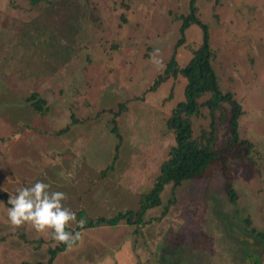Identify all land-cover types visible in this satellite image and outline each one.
<instances>
[{
    "label": "rangeland",
    "instance_id": "rangeland-1",
    "mask_svg": "<svg viewBox=\"0 0 264 264\" xmlns=\"http://www.w3.org/2000/svg\"><path fill=\"white\" fill-rule=\"evenodd\" d=\"M190 1L0 0V122L16 125L26 116V123L33 120L40 134L20 130L22 138L10 154H26L34 167L42 164L29 180H50L55 191L67 194L64 206L82 210L84 221L136 212L169 159L174 140L166 122L185 100L186 79L178 73L148 90L173 56L181 70L201 45V26L182 30ZM195 7L216 55L213 68L221 90L231 93L243 109L238 133L245 144H230V106L212 111L213 122L207 107L195 116L182 113L192 139L200 145L212 134L211 145L222 154L206 177L166 186L161 205L144 215L147 224L129 225L130 243L138 264H161L159 258L165 259L167 251L173 255L169 264H264V242L248 234L244 225L248 219L249 229L264 233V0H196ZM31 93L46 100L47 115L38 118L18 105ZM63 101L67 105L57 112ZM203 102L198 100L199 105ZM71 114L87 120L56 136ZM50 150L64 155H58L56 168L41 155ZM75 154L85 158L79 165L74 164L79 158ZM103 162L104 169L113 164L112 170L106 180L90 184L83 197L77 180L91 179ZM229 177L237 194L235 205L224 190ZM7 178L14 184L15 176ZM4 227L0 223V235L6 233ZM18 228L14 238H0V251L18 242L37 254L2 259L8 264H45L49 245L32 239L24 225ZM117 239L105 233L104 241Z\"/></svg>",
    "mask_w": 264,
    "mask_h": 264
},
{
    "label": "trees",
    "instance_id": "trees-1",
    "mask_svg": "<svg viewBox=\"0 0 264 264\" xmlns=\"http://www.w3.org/2000/svg\"><path fill=\"white\" fill-rule=\"evenodd\" d=\"M38 0H35L37 3ZM195 1H190V13L182 17V30L189 28L191 25H199L203 31V37L201 45H199L192 53V56L187 61L184 68L181 70L176 68L175 57L173 56L171 60L165 64L163 73L159 75L154 84L149 88V92L154 91L162 82H165L170 76H176L181 73L186 79V85L184 88L185 100L179 102L177 106L172 110L171 116L167 119L166 126L169 131L173 134L174 147L171 148L169 152V159L163 163L161 167V172L156 178L150 191L141 197L138 210L136 212H126L123 214H118L115 218L105 220L98 219L85 221L83 227L94 228L100 225L116 226L118 224H126L130 226H141L147 224L144 220V215L151 209L159 207L161 205L160 195L164 191V188L168 185H172L173 188L181 186L184 182L198 180L206 177L208 169H210L216 162L215 160L220 158L221 152L215 150L212 144V134L202 142L200 145L198 142L192 139L191 127L186 119L181 117L182 113H186V117L189 115L195 116L198 114L200 107H207L211 113V119L213 122L212 111L222 109V106H230L231 111L228 115V123L230 127V144L234 143L237 145L245 144L242 141L238 133V121L243 115V109L233 95L229 92H222L220 87V78L218 77L215 69L213 68V62L216 59V55L211 51L209 45V35L205 25L200 21L198 17V10L195 7ZM175 55V53H174ZM204 99V102L199 105L198 100ZM26 103L30 105L33 110L41 115H47L50 109L47 108V102L45 99L40 97L37 93H31L26 99ZM68 102L63 101L58 104L57 112L64 109ZM225 118V116H224ZM87 119H79L75 114L68 116V124L61 127L55 133L56 136H61L63 134L69 133L73 126H79L84 124ZM115 127V124L113 123ZM112 133L116 134V129H111ZM54 135V136H55ZM120 140V136H116ZM117 154V147L115 149V156ZM113 164H110L106 169L101 172L100 177H105L108 171H111ZM99 177V178H100ZM88 186V190H89ZM225 193L227 195L228 201L231 205L236 204L237 194L233 186V182L228 178L224 187ZM7 201L8 197L4 193H0V200ZM76 221L70 222L69 224L76 226L77 222L80 221L83 215V211H75ZM245 229L247 233L260 238L264 242V233L259 232L254 228H250V221L248 219L244 220ZM75 231L70 228L65 230L68 232L76 233L80 230L79 227H75ZM22 239L25 236L21 235ZM46 240V236H40L41 241L49 245L48 254L49 259L45 264H51L53 258L56 254L63 251L68 245L64 243H55L52 239ZM38 239V240H39ZM3 240V239H1ZM27 241V240H25ZM33 240H28L32 242ZM41 241H39L41 243ZM172 255L171 251H167V256L165 259H160V263L169 264L170 260L168 257ZM173 256V255H172ZM22 264H27L22 263ZM43 264V263H36ZM177 264V263H175Z\"/></svg>",
    "mask_w": 264,
    "mask_h": 264
},
{
    "label": "crops",
    "instance_id": "crops-1",
    "mask_svg": "<svg viewBox=\"0 0 264 264\" xmlns=\"http://www.w3.org/2000/svg\"><path fill=\"white\" fill-rule=\"evenodd\" d=\"M4 105H7V103L3 104V107H5ZM18 105L20 107H24V109H27L28 111H31L34 113L32 115H36V117H38L39 114L36 113L33 108L26 103V100L24 102H19ZM26 119L27 117L23 116V119L19 123H16V125L9 122H5L4 124H2L3 121L0 122V124H2L0 126V179H2L0 188L6 189V191H3L2 193L6 194L7 197L8 193L15 192L17 187L33 185L34 183L32 180H29V177L33 174H39V171L42 168V164L38 163V167H34L32 158H28L26 154H16V157H14L13 154H10L17 140L22 138L20 130L27 129L26 131L28 132H26V134L29 132H35L39 134V129H36L33 123L34 121L32 120L31 125L29 121L26 123ZM52 133H50V137H52ZM41 155L45 158L49 165L54 168L59 166V161L57 159L58 155L64 156L58 151L57 153H54L52 150H50L48 154L43 153ZM65 157H68V155H65ZM75 157H79L74 162L75 165H79L80 161H84L85 159L82 154H75ZM21 165L29 167V170H22ZM106 165V162L97 165V171L92 175L91 179L87 177H81L77 180V185L82 186L83 197L88 192V186L90 184H97L100 179L106 180L105 177H100L101 172L104 170ZM7 175L15 176L13 180L14 184L7 178ZM49 181L47 182L51 188L49 191H55L53 184H51ZM72 185L74 188L73 183ZM85 186L86 188H84ZM79 190L80 189L75 190L74 188V193L78 192ZM103 191H106V189H103ZM80 198L82 197L80 196ZM0 202V223H3L5 226L4 228L6 229V233L0 235V238L7 241L9 238H14L15 236L13 234L16 231L20 232L21 229L11 226L10 222L8 221L7 209L10 207V205L7 204V201L2 199ZM25 227L31 230V235L35 236L32 237V239L37 240L38 238H41L40 236L43 237L48 235L47 233L37 232L30 224H25L24 228ZM75 227L80 228V230L77 232L81 233V238L75 244H73L72 247H67L63 251L56 254L51 264H138L137 256L133 252V247L130 243L132 242L131 233L127 231L128 227H130L129 225H100L94 228H81L77 223ZM70 229L72 230V228ZM75 229L76 228H74L72 231H75ZM105 233L112 236H117L118 239L115 241V243L106 242L104 241ZM85 236L88 237V248L83 247L84 244L82 241L83 237ZM86 250L88 252H86ZM28 252L32 251L28 250L25 245L18 244V242L13 243V245L9 247L5 246L0 251V264H8L7 259H2V255H16V259L21 260L22 258L26 257L25 255L29 254ZM36 254L37 252L34 251L31 255L35 256ZM158 262L160 263V258Z\"/></svg>",
    "mask_w": 264,
    "mask_h": 264
},
{
    "label": "clouds",
    "instance_id": "clouds-1",
    "mask_svg": "<svg viewBox=\"0 0 264 264\" xmlns=\"http://www.w3.org/2000/svg\"><path fill=\"white\" fill-rule=\"evenodd\" d=\"M156 52L159 53V50ZM49 189V184L37 181L31 186H20L15 192L8 193V221L13 227L30 224L37 232H50L53 241L72 247L81 238V233L65 229L70 222L76 221V214L62 203L68 198L66 193ZM0 191L6 189L0 188ZM77 223L82 228L85 221L81 219Z\"/></svg>",
    "mask_w": 264,
    "mask_h": 264
}]
</instances>
